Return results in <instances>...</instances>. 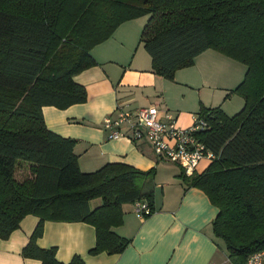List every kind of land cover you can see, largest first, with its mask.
<instances>
[{
  "label": "trees",
  "instance_id": "obj_1",
  "mask_svg": "<svg viewBox=\"0 0 264 264\" xmlns=\"http://www.w3.org/2000/svg\"><path fill=\"white\" fill-rule=\"evenodd\" d=\"M146 14L140 39L165 77L208 47L247 64L234 88L242 109L232 115L203 105L198 112L209 123L197 134L217 156L181 176L219 207L213 227L233 264L264 248V0H0V237L37 214L23 253L42 264H86L79 254L66 263L55 247L39 246L46 219L89 221L97 235L92 254L122 253L131 238L113 226L123 221V203L143 199L155 210L154 167L110 161L83 171L75 139L50 130L43 113L47 104L87 100L74 77L96 62L91 49L121 22ZM20 167L30 171L25 178Z\"/></svg>",
  "mask_w": 264,
  "mask_h": 264
},
{
  "label": "crops",
  "instance_id": "obj_2",
  "mask_svg": "<svg viewBox=\"0 0 264 264\" xmlns=\"http://www.w3.org/2000/svg\"><path fill=\"white\" fill-rule=\"evenodd\" d=\"M147 19L146 14L121 22L114 35L91 49L96 62L74 77L85 85L87 100L64 108L47 104L43 113L50 130L75 139L83 171L93 172L110 161L143 170L154 167L155 210L144 218L137 214L135 201L123 203V221L113 226L119 235L131 238L122 253L92 254L96 226L86 220L46 219L37 243L41 248L55 247L57 258L66 263L79 254L86 264H230L225 240L213 227L219 207L208 193L184 183L181 163L179 168L178 162L158 158L148 139L110 138L103 122L118 105L137 109L152 104L158 105L160 116L166 111L175 115L181 127L194 124L203 105L226 111L228 97L237 93L234 88L244 79L247 64L208 47L192 65L165 77L154 71L150 52L140 39ZM101 203L102 198L95 197L90 206L94 209ZM39 220L29 213L7 237H0V264H42L38 257L23 253Z\"/></svg>",
  "mask_w": 264,
  "mask_h": 264
},
{
  "label": "built area",
  "instance_id": "obj_3",
  "mask_svg": "<svg viewBox=\"0 0 264 264\" xmlns=\"http://www.w3.org/2000/svg\"><path fill=\"white\" fill-rule=\"evenodd\" d=\"M159 113L158 105L151 104L137 109H126L118 105L116 113L107 114L103 123L109 130L110 138L118 139L127 135L135 140L148 139L158 158L181 163L184 172L189 175L197 172L201 160L211 162L217 156L197 134L208 127L209 122L205 118L196 114L194 124L181 127L171 112L166 111L162 116ZM135 205L141 217L147 218L153 211L148 201L138 199ZM246 264H264V248L249 255Z\"/></svg>",
  "mask_w": 264,
  "mask_h": 264
},
{
  "label": "rangeland",
  "instance_id": "obj_4",
  "mask_svg": "<svg viewBox=\"0 0 264 264\" xmlns=\"http://www.w3.org/2000/svg\"><path fill=\"white\" fill-rule=\"evenodd\" d=\"M148 17V15H147ZM237 62H240V61H237ZM242 64V62H240ZM243 66L245 67L246 65L243 64ZM240 93H236L234 95V97L231 99L230 97H228L229 99L227 100V103H226V112L229 114H232L234 115L236 112H238L240 109H242L243 107V103H244V98L242 97L243 95H239ZM237 98H240V103H239V99ZM242 102V103H241ZM210 161H208L207 159H203L199 166H198V169H201V170H204L206 167H208L210 165ZM177 167L180 168V165L179 163H175ZM22 167H20L19 169V172H18V177L20 178H25L29 173V169L26 167H23L24 169H21ZM95 202H93L94 204Z\"/></svg>",
  "mask_w": 264,
  "mask_h": 264
}]
</instances>
